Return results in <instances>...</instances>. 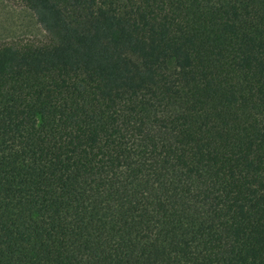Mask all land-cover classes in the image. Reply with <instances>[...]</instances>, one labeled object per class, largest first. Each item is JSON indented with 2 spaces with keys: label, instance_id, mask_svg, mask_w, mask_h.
Segmentation results:
<instances>
[{
  "label": "trees",
  "instance_id": "trees-1",
  "mask_svg": "<svg viewBox=\"0 0 264 264\" xmlns=\"http://www.w3.org/2000/svg\"><path fill=\"white\" fill-rule=\"evenodd\" d=\"M18 1L0 264H264V0Z\"/></svg>",
  "mask_w": 264,
  "mask_h": 264
},
{
  "label": "rangeland",
  "instance_id": "rangeland-1",
  "mask_svg": "<svg viewBox=\"0 0 264 264\" xmlns=\"http://www.w3.org/2000/svg\"><path fill=\"white\" fill-rule=\"evenodd\" d=\"M45 31L33 12L18 0H0V42L43 40Z\"/></svg>",
  "mask_w": 264,
  "mask_h": 264
}]
</instances>
